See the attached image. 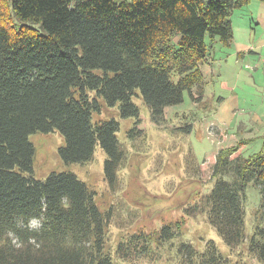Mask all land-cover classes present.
I'll return each instance as SVG.
<instances>
[{
    "label": "trees",
    "instance_id": "trees-1",
    "mask_svg": "<svg viewBox=\"0 0 264 264\" xmlns=\"http://www.w3.org/2000/svg\"><path fill=\"white\" fill-rule=\"evenodd\" d=\"M250 1L0 0V264H115L104 251L107 220L83 181L69 171L25 176L35 155L29 136L58 131L64 163L89 161L99 145L112 181L123 157L119 121L93 115L104 104L139 124L141 98L149 120L164 125L165 108L193 87L202 93L209 45L214 37L229 44L230 15ZM237 148L217 151L210 190L184 207L204 212L228 247L245 239L249 183L263 197L254 216H264V143L247 157H232ZM178 232L163 225L155 235L132 234L115 255L155 260ZM248 249L264 257V227L255 224ZM174 252L187 264L226 261L211 240L200 253L185 242Z\"/></svg>",
    "mask_w": 264,
    "mask_h": 264
},
{
    "label": "rangeland",
    "instance_id": "rangeland-1",
    "mask_svg": "<svg viewBox=\"0 0 264 264\" xmlns=\"http://www.w3.org/2000/svg\"><path fill=\"white\" fill-rule=\"evenodd\" d=\"M260 3L263 2L251 0L235 9L230 15L233 35L229 44L224 45L219 37H214L208 49L213 59L219 52L229 54L221 64L214 62L213 68H223L228 80L237 78L236 86L241 90L236 92L238 97L220 87L214 78L212 98L204 87L202 93L193 87L192 96L185 92L181 104L165 108L166 123L162 126L149 120V109L141 98L134 100L143 119L139 124L130 118H119L116 107L102 104L101 111L93 115V120L115 118L120 126L117 137L123 157L112 181L104 174L106 155L99 145L95 146L89 161L64 163L58 154V148L64 142L58 131L36 132L29 136L35 155L32 171L25 176L43 180L52 172L69 171L83 181L94 193V201L107 220L104 251L110 253L115 264H187L175 255L178 243H189L200 253L210 240L226 257L224 264H264V257L259 258L258 252L248 249L255 224L264 227V216L259 213L254 216L263 197L253 183L246 188L245 239L239 246H226L204 212L184 213V207L193 205L211 188L216 156L213 146L226 148L237 145L232 157H247L263 148L264 66L262 64L254 75L256 66L253 62L254 54L264 57V48L259 47L264 44V25L248 24L251 17H258L257 5ZM249 26L253 29L247 37ZM249 46L258 52H249L242 59V64L236 62L233 53ZM219 96L224 98L220 105L217 101ZM233 108H236L235 114L231 115ZM37 225V219L30 221L31 227ZM163 225L178 226L179 232L165 243L155 260L138 258L124 261L115 255L120 241L137 233L155 235Z\"/></svg>",
    "mask_w": 264,
    "mask_h": 264
},
{
    "label": "crops",
    "instance_id": "crops-1",
    "mask_svg": "<svg viewBox=\"0 0 264 264\" xmlns=\"http://www.w3.org/2000/svg\"><path fill=\"white\" fill-rule=\"evenodd\" d=\"M260 4L261 5H257L258 9H259L258 10L259 12L256 15H258V17L257 18L256 17L255 18L251 17L249 19V22H248L249 25L252 22H256V24L257 23L258 24L261 23V24L264 25V3H260ZM251 29H253V28H250V26H249V29L246 31L247 37H250ZM248 44H250V43H248ZM259 47L264 48V44H261ZM249 52H258V51L251 49V46H249L247 49L239 48V49L236 50V52L233 53L236 56L235 61L236 62H240L241 64L244 63L242 59L245 58L246 55L249 54ZM228 55L229 54H227L226 52H219L214 59L209 55L207 62L201 66V70H202L204 81H205L204 89L206 90V93H210V98H212L214 96L213 95V92H214L213 86L215 85L213 83V79L214 78H215L216 81H218V84L220 85V87H222L224 89H228L227 91H230L233 95L235 94L236 97H238L237 94H236L237 90L241 92V90L237 89L238 87L236 86V79H237L236 77L231 79V80H228L227 75L223 71V68H222V70L221 69L216 70V69L213 68V65H214L213 63L214 62L219 61L220 64H221V62L223 60H225V58ZM251 56H253V55H251ZM254 56H256V57L255 58L253 57L254 58V62H253L254 64L253 65L256 66V69L254 68V70H253L254 72L253 71L252 72L254 73V75H256L259 72V70L261 68V65L263 64V66H264V61H263L264 57L262 55L257 56L255 54H254ZM245 65L246 64H244L243 67H245ZM247 65H248L247 69H249L248 68L249 64H247ZM217 101H218V103L220 105L221 103H223L224 98L219 96ZM262 102H263V100H262ZM235 110H236V108H233L231 110V115L235 114L234 113ZM217 111H218V109H217ZM262 115L264 116V111H262ZM211 119L216 122V120L214 118H211ZM212 149L215 150L214 151V154H215L221 148H219V146L218 147L213 146ZM212 149H211V151H212Z\"/></svg>",
    "mask_w": 264,
    "mask_h": 264
}]
</instances>
